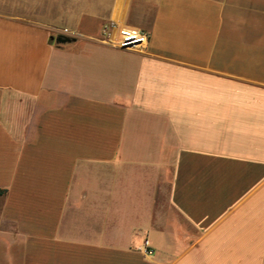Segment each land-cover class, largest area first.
Returning a JSON list of instances; mask_svg holds the SVG:
<instances>
[{
	"label": "crops",
	"instance_id": "crops-1",
	"mask_svg": "<svg viewBox=\"0 0 264 264\" xmlns=\"http://www.w3.org/2000/svg\"><path fill=\"white\" fill-rule=\"evenodd\" d=\"M42 1L0 0V264H264V0H68L64 43Z\"/></svg>",
	"mask_w": 264,
	"mask_h": 264
},
{
	"label": "built area",
	"instance_id": "built-area-1",
	"mask_svg": "<svg viewBox=\"0 0 264 264\" xmlns=\"http://www.w3.org/2000/svg\"><path fill=\"white\" fill-rule=\"evenodd\" d=\"M60 34L76 36L78 33L68 28H63ZM101 41L117 48L129 50H142L148 43L149 33L139 27L121 22L117 16L111 15L101 30ZM142 248L146 255L152 253L149 242L144 239Z\"/></svg>",
	"mask_w": 264,
	"mask_h": 264
},
{
	"label": "rangeland",
	"instance_id": "rangeland-1",
	"mask_svg": "<svg viewBox=\"0 0 264 264\" xmlns=\"http://www.w3.org/2000/svg\"><path fill=\"white\" fill-rule=\"evenodd\" d=\"M67 1L68 0H59L58 1V5H59L58 10H56V9L51 10V3L44 0V1H42V4H41L43 10L42 11L39 9L37 10L38 11L37 14L38 15L43 14V17L45 19L51 20V21H52V19L55 20L54 24L56 26H58L59 33L63 28H68V29L72 28L71 24L65 23V21L61 20V17H60V15H65L68 11L66 9ZM82 1L83 0H74L75 6L77 7V6L81 5ZM94 2H95V5L97 7H99V6L104 5L107 2V0H94ZM75 11H76V13L82 12V10H78V9H76ZM132 17H133V15H132Z\"/></svg>",
	"mask_w": 264,
	"mask_h": 264
},
{
	"label": "water",
	"instance_id": "water-1",
	"mask_svg": "<svg viewBox=\"0 0 264 264\" xmlns=\"http://www.w3.org/2000/svg\"><path fill=\"white\" fill-rule=\"evenodd\" d=\"M72 38L63 34H58L55 37V40L59 43H64L66 41H70Z\"/></svg>",
	"mask_w": 264,
	"mask_h": 264
},
{
	"label": "trees",
	"instance_id": "trees-1",
	"mask_svg": "<svg viewBox=\"0 0 264 264\" xmlns=\"http://www.w3.org/2000/svg\"><path fill=\"white\" fill-rule=\"evenodd\" d=\"M4 192V190L3 189H0V194H2Z\"/></svg>",
	"mask_w": 264,
	"mask_h": 264
}]
</instances>
